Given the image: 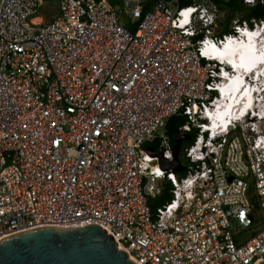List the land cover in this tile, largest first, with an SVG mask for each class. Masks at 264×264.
Listing matches in <instances>:
<instances>
[{"label": "built area", "instance_id": "1", "mask_svg": "<svg viewBox=\"0 0 264 264\" xmlns=\"http://www.w3.org/2000/svg\"><path fill=\"white\" fill-rule=\"evenodd\" d=\"M117 1L34 24L40 0H0V237L95 224L140 264L264 261V42L248 70L215 52L264 40V0Z\"/></svg>", "mask_w": 264, "mask_h": 264}, {"label": "water", "instance_id": "2", "mask_svg": "<svg viewBox=\"0 0 264 264\" xmlns=\"http://www.w3.org/2000/svg\"><path fill=\"white\" fill-rule=\"evenodd\" d=\"M189 134L175 130L172 162L177 171L183 167L178 151ZM152 152L151 148H148ZM115 239L100 226L76 228L38 227L0 239V264H136L116 248ZM256 264H264L259 261Z\"/></svg>", "mask_w": 264, "mask_h": 264}, {"label": "bare ground", "instance_id": "3", "mask_svg": "<svg viewBox=\"0 0 264 264\" xmlns=\"http://www.w3.org/2000/svg\"><path fill=\"white\" fill-rule=\"evenodd\" d=\"M40 1L42 2V0H40ZM58 2H59V0H58ZM58 2H57V6H58ZM58 10H59V8H58ZM56 17H54L52 20H50L46 23H49V22L55 20ZM28 20H31V18ZM31 21L34 22V24H35V22L38 24L40 21V18L36 17V18H33ZM123 28L127 29L126 26H124ZM257 41H258L257 39H252V38L248 37L247 39H243L240 42H230L227 45H224L223 49L216 50L215 52L217 53L218 56L224 57L227 61V64H232L233 67L236 68L237 72L240 71L242 68L248 70L249 66H253L257 62H261V60H262V55L260 53V50H258L255 47V43L257 44L258 47H260V41L259 42H257ZM263 42H264V40L263 41L261 40V44H262L261 49L263 48ZM252 57H253L252 60L249 59ZM239 83H240V80H239ZM239 85H241V84H239ZM221 93H222V97L220 98L219 103H217V105H219V107H220L218 110L219 112L217 113L218 119H221L220 117L223 115L230 114L231 111L234 109V107L237 104H239L242 99H244L245 97L248 96V93L246 92V90L243 88L240 89L239 86H232V87L229 86V88H227V89L226 88L222 89ZM228 125H226V126H228ZM38 227L34 226L31 228H26V229L21 230V231H16L14 234L24 232L27 230H31L34 228H38ZM41 227H44V226H41ZM6 236H8V235L1 236L0 239L3 237H6ZM116 248L124 251L130 260H132L136 264H140L133 258V256L131 254L128 253L126 248H124L123 246H121L119 244H116Z\"/></svg>", "mask_w": 264, "mask_h": 264}, {"label": "trees", "instance_id": "4", "mask_svg": "<svg viewBox=\"0 0 264 264\" xmlns=\"http://www.w3.org/2000/svg\"><path fill=\"white\" fill-rule=\"evenodd\" d=\"M112 5H115L118 1L117 0H108ZM190 0H181V3L183 4H187ZM216 2L219 0H215ZM239 1L238 0H228L227 2V5L229 7H231L232 9H237V8H241V5L238 3ZM250 13L252 15H255V16H259L262 14V10L260 7H254V8H251L250 9ZM181 122V119L179 117H171L167 123H166V132L168 133V135H172L173 132L176 130V125L177 123ZM160 201L159 200H156V203ZM253 205H254V208L257 206V204L255 202H253Z\"/></svg>", "mask_w": 264, "mask_h": 264}, {"label": "rangeland", "instance_id": "5", "mask_svg": "<svg viewBox=\"0 0 264 264\" xmlns=\"http://www.w3.org/2000/svg\"><path fill=\"white\" fill-rule=\"evenodd\" d=\"M57 2L58 0H42L37 10L33 14L27 16V20L35 17H40L43 23L52 20L59 14Z\"/></svg>", "mask_w": 264, "mask_h": 264}, {"label": "crops", "instance_id": "6", "mask_svg": "<svg viewBox=\"0 0 264 264\" xmlns=\"http://www.w3.org/2000/svg\"><path fill=\"white\" fill-rule=\"evenodd\" d=\"M215 1V0H214ZM239 1V0H238ZM216 2V1H215ZM218 2V1H217ZM239 4H240V2H238ZM241 5V8H237V9H233V10H238L239 12H242V10L244 9V7L242 6V4H240ZM228 6V5H227ZM229 7V6H228ZM231 8V7H230ZM232 9V8H231ZM36 18V17H35ZM38 18H40V17H38ZM228 19V18H227ZM39 22H42V20H41V18H40V21ZM225 29H227V27L225 28Z\"/></svg>", "mask_w": 264, "mask_h": 264}, {"label": "clouds", "instance_id": "7", "mask_svg": "<svg viewBox=\"0 0 264 264\" xmlns=\"http://www.w3.org/2000/svg\"><path fill=\"white\" fill-rule=\"evenodd\" d=\"M263 39H264V37H263ZM261 45H262V44L260 43V47H258L257 44L255 43V47H256L258 50H260V51H261ZM254 50H255V49H254ZM249 59L252 60L253 57H252V58H249ZM262 59H263V58H262ZM231 66H232V64H231ZM229 67H230V66H229ZM227 68H228V67H227ZM228 124H229V123H228ZM228 124H226V125H228Z\"/></svg>", "mask_w": 264, "mask_h": 264}]
</instances>
